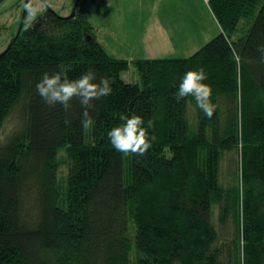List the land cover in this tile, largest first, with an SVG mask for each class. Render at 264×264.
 <instances>
[{
	"label": "trees",
	"instance_id": "1",
	"mask_svg": "<svg viewBox=\"0 0 264 264\" xmlns=\"http://www.w3.org/2000/svg\"><path fill=\"white\" fill-rule=\"evenodd\" d=\"M90 1L74 15L45 7L0 51V264H264V0H207L221 32L188 57L136 59L135 82L98 39ZM61 64L115 78L88 128L77 98L66 113L37 94ZM199 66L210 119L175 99ZM121 114L154 121L145 155L113 148Z\"/></svg>",
	"mask_w": 264,
	"mask_h": 264
},
{
	"label": "rangeland",
	"instance_id": "2",
	"mask_svg": "<svg viewBox=\"0 0 264 264\" xmlns=\"http://www.w3.org/2000/svg\"><path fill=\"white\" fill-rule=\"evenodd\" d=\"M26 2L4 0L0 4V51L19 29ZM75 2L29 0V5L46 3L61 15H69ZM88 7L93 8L90 21L107 51L129 61V68L122 72L128 82L140 81L136 59L188 57L221 32L207 0H93ZM26 22H29L28 11ZM59 156L62 183L67 171L64 150ZM230 180L226 178L227 182Z\"/></svg>",
	"mask_w": 264,
	"mask_h": 264
},
{
	"label": "clouds",
	"instance_id": "3",
	"mask_svg": "<svg viewBox=\"0 0 264 264\" xmlns=\"http://www.w3.org/2000/svg\"><path fill=\"white\" fill-rule=\"evenodd\" d=\"M46 3H40L35 6L28 5L29 27L38 14L43 11ZM264 61V56L261 57ZM70 66L61 64L55 72H45L36 85L37 94L50 106L60 104L67 113L71 108V101L77 98L81 107L82 125L85 128L92 126L93 119L90 110L95 107L93 101L109 96L112 91V85L115 82L114 77L105 76L96 79V72L89 68L77 78H70ZM208 76L203 66L188 70L175 93V99L179 102L185 97L191 96L195 99L197 107L207 118H212L217 107L212 101L213 88L205 83ZM119 119L122 123L119 126L108 131L107 135L113 148L124 154H133L143 156L152 146L155 136L150 130L153 128L154 121L149 119L145 121L142 115L121 114ZM65 123H69L68 120Z\"/></svg>",
	"mask_w": 264,
	"mask_h": 264
},
{
	"label": "water",
	"instance_id": "4",
	"mask_svg": "<svg viewBox=\"0 0 264 264\" xmlns=\"http://www.w3.org/2000/svg\"><path fill=\"white\" fill-rule=\"evenodd\" d=\"M79 2H80V0H76L74 8H73V11H72V13L70 15H74V13H75V11H76V9L78 7ZM28 5H29V0H27V2L25 4L18 32H17L16 36L14 37V39L12 40V42L9 44L7 49H9L11 47V45L16 41V39L18 38V36L20 35V33H21V31H22V29L24 27V24H25V21H26V16H27V11H28V8H27ZM46 5H47V7L50 6L49 4H46Z\"/></svg>",
	"mask_w": 264,
	"mask_h": 264
},
{
	"label": "crops",
	"instance_id": "5",
	"mask_svg": "<svg viewBox=\"0 0 264 264\" xmlns=\"http://www.w3.org/2000/svg\"><path fill=\"white\" fill-rule=\"evenodd\" d=\"M91 10H92V12H93V8H91V7H89ZM92 14V13H91ZM91 16V15H90ZM89 19H90V17H89ZM92 23V22H91ZM97 36H98V39L100 40V38H99V32L97 31ZM100 42L103 44V42L100 40ZM104 45V44H103ZM105 46V45H104ZM106 48V47H105Z\"/></svg>",
	"mask_w": 264,
	"mask_h": 264
}]
</instances>
